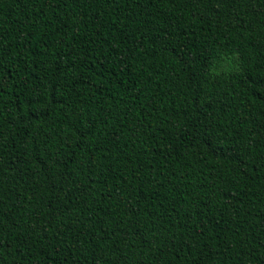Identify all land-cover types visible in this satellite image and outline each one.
I'll use <instances>...</instances> for the list:
<instances>
[{
	"label": "trees",
	"instance_id": "1",
	"mask_svg": "<svg viewBox=\"0 0 264 264\" xmlns=\"http://www.w3.org/2000/svg\"><path fill=\"white\" fill-rule=\"evenodd\" d=\"M0 264H264V0H0Z\"/></svg>",
	"mask_w": 264,
	"mask_h": 264
}]
</instances>
